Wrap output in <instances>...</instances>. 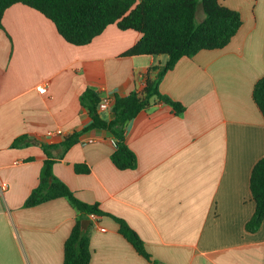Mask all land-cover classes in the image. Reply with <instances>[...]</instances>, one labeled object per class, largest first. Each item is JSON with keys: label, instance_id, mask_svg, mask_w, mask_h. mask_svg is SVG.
<instances>
[{"label": "crops", "instance_id": "crops-1", "mask_svg": "<svg viewBox=\"0 0 264 264\" xmlns=\"http://www.w3.org/2000/svg\"><path fill=\"white\" fill-rule=\"evenodd\" d=\"M221 3L239 12L241 27L226 47L183 57L163 75L159 91L185 111L176 116L155 103L131 120L125 141L137 158L133 170L113 165L108 131L81 133L62 157L60 144L91 122L80 103L87 88L113 105L116 97L142 92L147 73L162 71L166 56H124L141 35L115 24L74 46L35 9L14 4L4 11L0 264H62L75 211L63 198L23 207L38 184L45 148L56 160L54 176L108 214L91 219L89 264H148L111 216L124 220L159 264H264V222L254 233L245 229L255 209L250 172L264 157V118L252 99L264 76V0ZM40 84L44 94L36 91ZM112 105L97 109L101 119L113 118Z\"/></svg>", "mask_w": 264, "mask_h": 264}, {"label": "trees", "instance_id": "trees-1", "mask_svg": "<svg viewBox=\"0 0 264 264\" xmlns=\"http://www.w3.org/2000/svg\"><path fill=\"white\" fill-rule=\"evenodd\" d=\"M14 4H22L41 13L71 45L89 44L107 26L115 24L120 30H133L141 35L124 56H166L162 71L154 78L147 73L142 92H131L114 99L111 108L113 118L110 121L99 117L97 106L100 100L87 88L80 97V103L88 110L91 122L82 130L62 139L59 157L78 141L81 133L91 129L108 131L114 143L110 159L118 170H133L137 167V158L128 147L125 135L129 123L140 111L155 103L170 107L176 116H181L185 111L182 104L159 91L158 85L163 75L183 57L193 58L202 50L226 47L242 25L239 12L225 7L221 0H0V29L4 11ZM198 6H201L204 18L196 23ZM252 99L264 118V76L254 84ZM19 141L21 139L15 140L13 146H17ZM44 152L46 159L38 176V184L31 190L23 207L65 199L75 211L77 219L64 243L62 264H89L90 215L108 214L100 211L98 204L79 200L64 182L54 176L52 166L56 160L50 155L49 148H45ZM76 171L88 173L89 170L77 166ZM249 189L255 209L245 229L248 233H254L264 222V157L255 163L250 172ZM111 218L118 226V233L138 255L148 264H159L151 259L140 237L124 220ZM84 219L90 220V224L81 235L80 222Z\"/></svg>", "mask_w": 264, "mask_h": 264}, {"label": "built area", "instance_id": "built-area-1", "mask_svg": "<svg viewBox=\"0 0 264 264\" xmlns=\"http://www.w3.org/2000/svg\"><path fill=\"white\" fill-rule=\"evenodd\" d=\"M36 91H37L39 94H44L45 91H46V86L43 85V84H40V85L36 86ZM111 105H112V102H111L110 99H108V98H103V99L98 103L97 109L103 111V110H106V109L110 108ZM55 133H56L57 135H61L62 131H61V130H57ZM5 189H6V185H2V186H0V190H1V192H3ZM97 218H98V216H96V215H94V214H91V215H90V219H97ZM102 230H103V229H102Z\"/></svg>", "mask_w": 264, "mask_h": 264}, {"label": "water", "instance_id": "water-1", "mask_svg": "<svg viewBox=\"0 0 264 264\" xmlns=\"http://www.w3.org/2000/svg\"><path fill=\"white\" fill-rule=\"evenodd\" d=\"M89 224H90V220H87V219L81 220V222H80V233H81V235H83L86 232Z\"/></svg>", "mask_w": 264, "mask_h": 264}, {"label": "rangeland", "instance_id": "rangeland-1", "mask_svg": "<svg viewBox=\"0 0 264 264\" xmlns=\"http://www.w3.org/2000/svg\"><path fill=\"white\" fill-rule=\"evenodd\" d=\"M200 17H204L203 12L200 13L199 10L197 9V13H196V17H195V22L196 23H199Z\"/></svg>", "mask_w": 264, "mask_h": 264}]
</instances>
